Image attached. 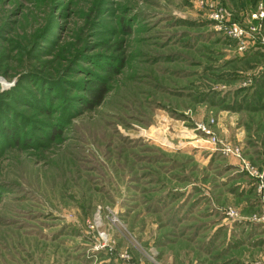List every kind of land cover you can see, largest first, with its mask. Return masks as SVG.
Masks as SVG:
<instances>
[{
  "label": "rangeland",
  "instance_id": "374dc122",
  "mask_svg": "<svg viewBox=\"0 0 264 264\" xmlns=\"http://www.w3.org/2000/svg\"><path fill=\"white\" fill-rule=\"evenodd\" d=\"M263 36L264 0H0V264H264Z\"/></svg>",
  "mask_w": 264,
  "mask_h": 264
},
{
  "label": "built area",
  "instance_id": "2783aa9c",
  "mask_svg": "<svg viewBox=\"0 0 264 264\" xmlns=\"http://www.w3.org/2000/svg\"><path fill=\"white\" fill-rule=\"evenodd\" d=\"M263 15V12L260 13H253L252 18H258ZM210 17L212 20L216 22L218 26L223 29L224 34L227 37L235 39L240 49H244L246 45L250 41L251 32L255 30V27H250L245 29L240 23L238 22H227L223 21V15L220 13L219 10L213 9L210 13ZM264 39V36H263Z\"/></svg>",
  "mask_w": 264,
  "mask_h": 264
},
{
  "label": "trees",
  "instance_id": "16d2710c",
  "mask_svg": "<svg viewBox=\"0 0 264 264\" xmlns=\"http://www.w3.org/2000/svg\"><path fill=\"white\" fill-rule=\"evenodd\" d=\"M94 83L96 84V87H89L88 88V95L90 96V100L89 102H87V107H91L93 105V103L97 104L100 103L102 98H103V94L105 92V88L103 87V83L102 82H97L94 81ZM53 134L55 133V131H52ZM56 132H59L58 130ZM18 140L16 139L14 142L16 143Z\"/></svg>",
  "mask_w": 264,
  "mask_h": 264
}]
</instances>
